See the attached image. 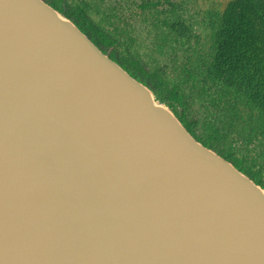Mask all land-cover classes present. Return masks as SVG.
I'll use <instances>...</instances> for the list:
<instances>
[{"label": "water", "instance_id": "1", "mask_svg": "<svg viewBox=\"0 0 264 264\" xmlns=\"http://www.w3.org/2000/svg\"><path fill=\"white\" fill-rule=\"evenodd\" d=\"M49 0H0V264H264V187Z\"/></svg>", "mask_w": 264, "mask_h": 264}, {"label": "trees", "instance_id": "2", "mask_svg": "<svg viewBox=\"0 0 264 264\" xmlns=\"http://www.w3.org/2000/svg\"><path fill=\"white\" fill-rule=\"evenodd\" d=\"M49 1L62 13L79 22L80 15L71 7L68 8L70 5L61 0ZM155 26L149 25L150 28ZM162 26L167 30L168 26ZM216 30L221 37L219 53L230 61L227 63L228 73L220 71L216 67L218 65H212L211 62L205 65L202 59L205 60L206 57L202 53L187 49L188 44L180 39L169 41L167 35H164L165 43H158L160 51L157 53L166 54L172 50L175 57L171 66L158 60L155 53L141 51L137 44L125 48L123 55L118 57L125 67L131 72L139 73L153 87L157 99L166 102L191 127H200V120L190 115L187 109L196 100L203 98L214 107L206 115L212 129H217L221 116L226 117L229 130L236 126L253 130L256 127V136L245 137L244 132L240 131L241 138L236 137L235 142L249 143L246 147L242 145L235 150L229 148L230 156H226L231 157L243 171L250 173L257 183L264 185V156L260 155L262 159L257 165L259 168L250 163L259 160L254 147L264 145V0L231 1L220 15ZM225 40L230 42V49L225 46ZM228 53L231 55L228 56ZM142 59L146 61L141 66L136 65L135 62ZM188 86L197 95L194 100L188 99L182 91V88ZM198 135L207 145L213 146L216 142L210 135L202 136L197 133L198 138ZM252 142L255 146L250 147Z\"/></svg>", "mask_w": 264, "mask_h": 264}, {"label": "rangeland", "instance_id": "3", "mask_svg": "<svg viewBox=\"0 0 264 264\" xmlns=\"http://www.w3.org/2000/svg\"><path fill=\"white\" fill-rule=\"evenodd\" d=\"M61 1L70 5L68 8L71 7L74 12L80 15L78 16L80 24L113 57L123 55L125 48L137 44L140 46L141 51L155 53L158 60L167 62L171 66L175 57L172 50L170 52L167 51L166 54L157 53L160 51L158 43H165L164 35H167L169 41L180 39L181 42L188 44L186 45L187 49L191 48L196 50L197 53H202L206 57L205 60L202 59L205 65L211 62L212 65H218L216 67L220 71L228 73L227 67L229 65L227 63H230V61H227V57L223 58L219 53L218 47L222 45L219 43L221 37L217 34L216 27L219 25L220 15L233 0ZM152 24L156 26L150 28L149 25ZM162 25L168 26L167 30ZM225 44L229 49L231 48L229 47L231 44L228 40H225ZM167 53H171V55ZM144 61L146 60L142 59L135 63L141 66ZM222 63L227 65H222ZM133 73L139 78H142L139 73ZM218 73L222 74V72ZM215 82L219 83L218 80ZM182 91L188 99L194 100L197 98V95L190 86L182 88ZM157 100L168 105L160 99ZM213 108L204 98L199 101L196 100L194 105H191L187 109V112L200 120V127L194 128L188 124L187 126L196 134L198 133L202 136L210 135L215 138L216 142L213 143V147L219 152L230 156L228 152L229 148L235 150L242 145L246 147L249 142L245 144L235 142L236 137L241 138L239 135L241 134L240 131L244 132L245 137L258 135L256 127L253 130V128L244 129L242 126H236L234 129L229 130L226 126V117L223 118V116L220 117V123L217 129H212L206 115ZM241 143H243L242 140ZM253 146L255 144L253 142L250 143V147ZM254 148L257 150L256 155L259 160L257 162L250 161V163L256 165V168H259L257 165L262 159L260 155L264 156V145H256ZM262 186L264 187V185Z\"/></svg>", "mask_w": 264, "mask_h": 264}]
</instances>
